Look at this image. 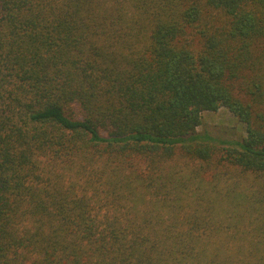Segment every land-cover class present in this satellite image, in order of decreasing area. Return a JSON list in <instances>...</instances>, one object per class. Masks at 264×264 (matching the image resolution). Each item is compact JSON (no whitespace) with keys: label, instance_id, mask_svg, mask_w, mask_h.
<instances>
[{"label":"trees","instance_id":"16d2710c","mask_svg":"<svg viewBox=\"0 0 264 264\" xmlns=\"http://www.w3.org/2000/svg\"><path fill=\"white\" fill-rule=\"evenodd\" d=\"M0 264H264V0H0Z\"/></svg>","mask_w":264,"mask_h":264},{"label":"rangeland","instance_id":"374dc122","mask_svg":"<svg viewBox=\"0 0 264 264\" xmlns=\"http://www.w3.org/2000/svg\"><path fill=\"white\" fill-rule=\"evenodd\" d=\"M199 131H209L215 137L227 140L241 139L245 134L244 125L226 108L216 112L204 111Z\"/></svg>","mask_w":264,"mask_h":264}]
</instances>
